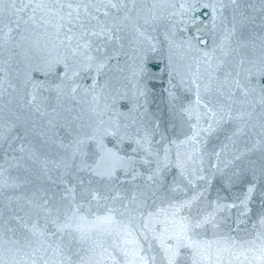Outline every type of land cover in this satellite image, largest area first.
Returning a JSON list of instances; mask_svg holds the SVG:
<instances>
[{"label":"water","instance_id":"1","mask_svg":"<svg viewBox=\"0 0 264 264\" xmlns=\"http://www.w3.org/2000/svg\"><path fill=\"white\" fill-rule=\"evenodd\" d=\"M262 221L264 0H0V264H261Z\"/></svg>","mask_w":264,"mask_h":264},{"label":"snow or ice","instance_id":"2","mask_svg":"<svg viewBox=\"0 0 264 264\" xmlns=\"http://www.w3.org/2000/svg\"><path fill=\"white\" fill-rule=\"evenodd\" d=\"M69 8H71V5H68ZM113 7H115V5H113ZM72 13L69 12L68 16L71 17ZM69 23H71V20H69ZM93 36H101L103 35V32H92L90 33ZM69 39H71V37H69ZM91 45L90 43H85L83 45V47L85 49L89 48ZM200 101L199 99L197 100V104H199ZM206 108H208V105H205ZM210 115L212 118H216L219 113L217 111L212 110L211 108L208 109ZM241 117H237V119H240ZM231 119V117L229 116V120ZM221 121H224L225 123H227L228 121L224 120V116L220 115L219 120H216V123H220ZM216 131V129L213 127V125L211 123L208 124L207 127L205 128H199L198 130H195L193 133V138H197L201 135V133H205V134H211L212 132ZM239 131H242V129H239ZM251 191V190H250ZM199 197H194L193 201H189L187 202L184 207H191L192 203H194V201L196 199H198ZM214 220V217H209V216H205L202 219L196 220L193 218H185L184 220L181 221V231H180V235H179V239L181 241H183V238L188 236V234L193 230V228H200L205 224L208 223H212V221ZM112 222V218L111 217H105V218H101L99 219L96 224L97 227L99 226H103L105 224H109ZM262 223H264V221H262ZM58 231H60L61 229H57ZM76 231H79L82 233V239L84 238V236L86 235V233H84V229L81 226H77V228L75 229ZM257 241H259V244H257ZM188 247H193L196 246L198 247V245H192L189 244L187 245ZM207 247L209 249H211L212 244L208 243ZM226 251H229L232 255L236 256L237 259H239L240 256H245L246 252H251L253 250H255L258 254H259V259L261 264H264V232H261L259 234H257L256 238L254 240L251 241H245L243 243H238L235 240H232L229 247L227 249H225Z\"/></svg>","mask_w":264,"mask_h":264}]
</instances>
